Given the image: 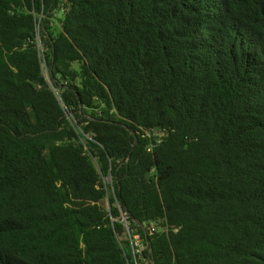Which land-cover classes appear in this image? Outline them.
Segmentation results:
<instances>
[{
    "label": "trees",
    "instance_id": "16d2710c",
    "mask_svg": "<svg viewBox=\"0 0 264 264\" xmlns=\"http://www.w3.org/2000/svg\"><path fill=\"white\" fill-rule=\"evenodd\" d=\"M0 264H264V0H0Z\"/></svg>",
    "mask_w": 264,
    "mask_h": 264
},
{
    "label": "rangeland",
    "instance_id": "374dc122",
    "mask_svg": "<svg viewBox=\"0 0 264 264\" xmlns=\"http://www.w3.org/2000/svg\"><path fill=\"white\" fill-rule=\"evenodd\" d=\"M106 182H107L108 184H110V183H111V180H110V179H106ZM105 205H106V206H109V202H108V200L105 201Z\"/></svg>",
    "mask_w": 264,
    "mask_h": 264
},
{
    "label": "built area",
    "instance_id": "2783aa9c",
    "mask_svg": "<svg viewBox=\"0 0 264 264\" xmlns=\"http://www.w3.org/2000/svg\"><path fill=\"white\" fill-rule=\"evenodd\" d=\"M125 219H127V218H125ZM141 252H142V249L136 250L137 254H140Z\"/></svg>",
    "mask_w": 264,
    "mask_h": 264
}]
</instances>
